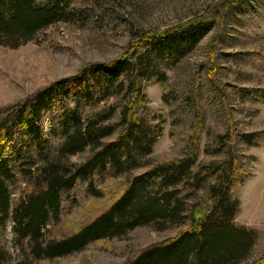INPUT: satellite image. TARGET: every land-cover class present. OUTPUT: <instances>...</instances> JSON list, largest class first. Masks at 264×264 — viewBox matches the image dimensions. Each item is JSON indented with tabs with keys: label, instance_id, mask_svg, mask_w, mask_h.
<instances>
[{
	"label": "trees",
	"instance_id": "trees-1",
	"mask_svg": "<svg viewBox=\"0 0 264 264\" xmlns=\"http://www.w3.org/2000/svg\"><path fill=\"white\" fill-rule=\"evenodd\" d=\"M69 1L0 0V46L16 48L65 19ZM207 30V23H196L134 36L113 62L93 64L59 80L0 118V230L11 221L12 238L25 259L21 264L70 256L138 226L153 224L163 229L179 223L184 219L182 191L196 192L212 178L216 181L209 187V200L193 207L189 227L148 246L126 264H239L248 257L255 232L234 222L239 205L235 190L247 175L234 152L227 161L193 173L199 140L185 157L152 166L125 182L104 211L70 233L54 231L72 211H82L79 204L70 210L65 207L72 203L68 192L78 182L96 174L116 177L151 166L147 158L164 120L157 125L148 122L146 115L152 112L145 106L142 82L161 83V64L177 62ZM112 97L123 100L119 109L110 107L107 113L96 111L83 118L82 107H95ZM255 97L264 102V91H257ZM47 114L57 121V143L43 133ZM115 116L118 122L111 124ZM262 134H243L242 140L259 146L264 144ZM114 135L113 140H106ZM85 151L89 152L86 160L71 164L70 157ZM8 262L9 252L0 242V264ZM255 264H264V258Z\"/></svg>",
	"mask_w": 264,
	"mask_h": 264
},
{
	"label": "rangeland",
	"instance_id": "rangeland-1",
	"mask_svg": "<svg viewBox=\"0 0 264 264\" xmlns=\"http://www.w3.org/2000/svg\"><path fill=\"white\" fill-rule=\"evenodd\" d=\"M196 23H207L208 30L177 62L161 64L162 82H142L145 106L152 112L146 115L148 122L157 125L164 120L147 158L151 166L116 177L96 174L78 182L68 192L72 203L65 207L70 210L79 204L82 211H72L55 233H70L104 211L125 182L152 166L185 157L199 140L193 173L202 166L227 161L232 152L236 155L247 176L235 190L239 205L234 222L256 235L250 254L239 264H255L264 258V144L249 146L242 140L243 134L264 132V102L255 97L257 91H264V0H70L65 19L16 48L0 46V118L59 80L74 77L93 64L113 62L129 48L134 36ZM122 103L121 98L112 97L95 107H82L81 114L87 118L96 111L107 113ZM117 120L115 116L110 123ZM56 130L57 121L47 114L43 133L55 143ZM261 137L262 142L264 134ZM88 156L85 151L69 159L78 164ZM215 181H206L193 193L182 191L184 219L179 223L163 229L153 224L138 226L43 264H126L148 246L186 230L191 224L190 212L197 203L209 200V187ZM11 227L8 221L0 230L2 247L9 252L5 264H21L25 259Z\"/></svg>",
	"mask_w": 264,
	"mask_h": 264
}]
</instances>
